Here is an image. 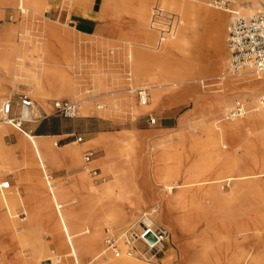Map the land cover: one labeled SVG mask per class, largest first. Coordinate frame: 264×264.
<instances>
[{"label": "bare ground", "instance_id": "bare-ground-1", "mask_svg": "<svg viewBox=\"0 0 264 264\" xmlns=\"http://www.w3.org/2000/svg\"><path fill=\"white\" fill-rule=\"evenodd\" d=\"M8 1L16 3L21 20L0 34L3 40L0 65L6 69H19L25 74L32 95L44 110L51 112L52 109L43 101L46 92L59 93L66 89L79 97L85 84L80 79L87 78V75L93 90H106L105 93L112 96L127 91L124 96L110 97L97 103L95 108L88 96L76 99L74 102L80 116L103 114L119 118L120 114H115L114 107L120 103L134 118L137 113L145 112L160 102L164 91L162 86L191 82L201 68L195 62L200 54L199 35L194 29L195 14L207 12L208 17H222L206 8V0H155L178 16L172 37L158 47L160 45L153 46L155 34L148 29L154 0H104L102 15L113 5L125 15L134 17L133 27L139 35V39L128 41L124 47V70L131 80L129 87L115 90L111 85L118 79L116 73L96 70L116 57L111 51L113 49L109 50L110 55L94 63L98 64L95 68H86L87 60L78 54L76 40H62L63 35L67 38L78 35L67 18L69 10L73 6L91 7L95 0H62L55 19L45 14V0ZM262 1L232 0L235 9H230L251 15L260 9ZM34 33L39 37H50L56 47L44 50V56L36 62L37 69L26 71L20 55L26 52L27 43ZM91 38L99 40L103 36ZM212 46L219 58L205 68L206 73H214L224 65L218 36L213 37ZM68 68L74 71L70 73ZM225 75H228L223 84L225 92L220 93L214 87L209 93L200 92L194 96L193 105L200 110L195 118L196 124L185 121L181 130L155 142L144 143L130 136L122 139L102 137L92 143L99 148L98 151L105 153L98 164L101 168L117 164L118 160L127 162L140 157V162H144L146 158L151 166L158 167L155 178L159 187L156 190L152 185L148 186L147 181L131 184L117 176L115 185L99 187L89 174L92 160L83 155L85 141L79 145L71 141L57 146L50 136H40L31 130L20 131L8 124L0 125V168L10 162L16 151L35 164V181L43 194L41 206L55 231L59 249L57 254H50L42 262L159 264V251L166 248L164 242L170 237L172 253L163 259L162 264H264V219L250 229L248 225L252 220L236 215L235 206L231 205L233 196L243 194L252 196L256 203L264 206V107L259 104V99L264 96V76H257L250 70L238 76L230 72ZM246 82L245 90L239 91ZM137 87L150 90V104L136 105L129 88ZM5 90L7 88L0 79V103L12 98L7 97ZM233 94L235 96L231 100ZM234 99H241L247 105L246 113L227 117ZM101 104L105 109L101 110ZM31 110L35 118L40 114L35 104ZM14 132L16 142L9 147L5 138ZM239 144L245 148L242 156L235 149ZM55 145L61 150L57 151ZM66 160L83 171L68 187L57 185L49 172L50 165ZM105 176L103 173L99 179L103 181ZM21 180L20 177L19 183ZM225 186L229 189L227 195L224 194ZM115 187L120 194L114 192ZM17 206L26 215L22 219L24 224L30 223L32 219L18 187L9 184L7 190H0L2 247L5 238L12 243L30 238L27 226L17 227L18 215L11 212ZM110 217L113 219L111 224ZM134 222L139 231L136 238L130 233L134 239L131 242L127 232ZM158 224L162 225V233L159 234ZM105 234L114 243H106ZM250 236L258 239L257 245L247 246ZM43 251L45 249L41 248L32 253Z\"/></svg>", "mask_w": 264, "mask_h": 264}, {"label": "rangeland", "instance_id": "rangeland-1", "mask_svg": "<svg viewBox=\"0 0 264 264\" xmlns=\"http://www.w3.org/2000/svg\"><path fill=\"white\" fill-rule=\"evenodd\" d=\"M157 2L155 0L153 1L151 9L157 4ZM206 2V8L208 7L215 13L217 12L221 14L222 17H208L206 15L207 12H198L195 14L194 29L199 35L200 41V54L197 59H195V62L200 65L201 68L196 71L193 79L189 83H182L173 87L162 86L161 89L164 91L162 92L160 102L155 105V107H152L145 112L137 113L134 118H132L128 112L129 109L122 106L120 103H116V106L114 107L116 110L115 114L117 112L120 114L119 118L107 117L103 114L80 116L77 113L72 117H64L54 112V109H51V107L55 100L68 99L74 102L82 96H88L93 108H95L97 103L106 101L110 97H119L127 94V91H121L118 95L112 96V94L105 93L106 90H93L88 82L90 81V78H88L87 74H85L87 75V78L84 77L82 80L80 79V81L85 84L82 86L83 92L79 97H75L73 92L66 89L61 90L59 93H54L52 91L46 92V94L43 95V101L48 107H50L51 112H49L48 110H44L38 99L32 95L31 88L27 85L26 77L23 72L19 69H6L0 65V79L7 88V91L5 90L7 92V97L11 96L12 99L17 101L21 95L29 96L40 112L35 121L24 125V130H31L34 134L41 133L43 136H50V139L54 140L57 146H63L65 143L71 141H76L75 144L79 145L85 141L82 146L83 155L88 151L92 152V155L90 156L92 164L89 165V174H91L92 180L99 187L103 184L115 185L114 178L117 176L120 180H124L126 183L131 184L134 182L139 184L142 181H147L148 186L152 185V189L156 190L159 187L155 178L158 167L151 166L150 163L146 161V158L144 162H140V157L127 162L118 160L117 164H111L108 167L101 168L98 164L105 153L104 151H98L99 148H95L92 143L102 137L122 139L130 136L131 138L136 140L139 139L144 143L155 142L156 140L168 137L181 130V128L185 126L182 124L185 121H190L189 124L191 125L197 123L195 118L199 115L200 110L193 105V98L200 92L209 93V91L214 88L209 86V88L203 89L204 87L200 84V81L205 80V83L215 81L218 76L226 74L228 71L229 53L228 50H226V31L229 24L230 14L227 11H221L210 6L209 0H206ZM103 3L104 0H95V9L99 17L98 21L104 28L103 38L97 40L91 37H80L78 35H72L67 38L63 35L62 40H76L75 47L79 52L78 54H80L82 59L87 60L85 63L86 68H95L98 64L94 65V63H98L102 58L110 55L109 50L113 49L111 51L116 54V57L113 58L111 63H107L105 66L101 64L96 70L99 72L100 70H108L116 73L115 76L118 77V79L116 81L114 80L115 84L111 85V89H125L129 87L128 83H130L131 80H129V76L124 70V47L128 41L134 42L139 39L138 31L136 32V28L133 27L135 19L132 16L125 15L122 10L115 8L113 5L110 9L106 10L105 15H102ZM234 7V3L230 0L229 8L235 9ZM45 14L49 16L47 11ZM19 16V9H17L16 3L8 0H0V34H3L8 27L17 25L19 20H21V16ZM50 19H53V17ZM39 36L38 33H34L31 41L27 43L26 52L23 55H20L26 71L37 69L35 66L36 62L44 56V50L48 51L49 48L54 50L56 47L55 41L50 37L43 38ZM214 36L219 37L222 51L220 58L224 61V65L220 66L219 70L214 73H206L205 68L219 58V55H217L212 46V39ZM17 37L18 36L14 34V38L17 39ZM156 41L157 35L155 34L153 46H156ZM1 44H3V40L0 38V45ZM34 45H36L35 48ZM162 46L163 45L160 47ZM114 54L111 53V55ZM153 68L155 69V66ZM68 70L70 73L74 71V69L70 68H68ZM86 70L89 71V69ZM246 86H248L247 82L241 85L239 91H244ZM148 92L149 96L147 102L150 104L152 96L149 89ZM234 96V94L231 96V100ZM134 100L136 105H139L135 94ZM101 105L103 106V104ZM102 109H105L104 106L101 110ZM47 115V119H43ZM149 116L155 119L154 124L150 125L147 122ZM0 125L6 126V124L2 123ZM8 126L14 128L11 125ZM68 131L69 134L60 136L61 133ZM78 138H81V141H78ZM15 142V132L11 134V136L5 138V143L9 147L13 146ZM233 143L236 144V141H233ZM57 146V151H60L61 149ZM235 149L239 156H242L245 153L244 146L240 144L236 145ZM0 172L1 179H6L11 185L13 184L18 187L19 194L21 195L22 200L25 201L28 214L32 219L30 223L27 222L25 225V222H23L22 219L25 218L26 215L20 211V207L17 206L11 211L12 214L18 215V217H16L19 220L17 227L27 226V228H29L30 238L21 243H12L5 238L3 241L4 246L2 247L0 245V264H32L34 262L38 264H50L51 260L43 262L42 260L49 258L50 254H57L59 249L57 248L56 237L54 236L55 231L52 230L51 222L46 219L45 212L41 206L43 194L35 181L37 173L35 172V164L31 163V159L25 158L22 153L16 151L13 153L10 162L6 166L0 168ZM49 172L50 176L53 177V181L57 185L68 187L83 171H81V169L79 170L66 160L64 162H59L56 165H50ZM103 173L106 176L105 180L101 181L99 176ZM20 177L22 180L19 183ZM115 188L114 192L116 191L119 193L117 188ZM228 192L229 189L225 186L224 194L227 195ZM233 198L234 201L231 205L235 206L234 213L248 221L252 220L250 221L248 228L250 227V229H254L257 222L263 221L264 206L260 203H256L252 196L237 194L233 196ZM108 220L110 224L113 222L111 217ZM161 227V224L156 226L158 234L160 232L162 233ZM129 228L131 229L127 232V235L133 233L132 235L136 238V233L139 231L137 223L134 222ZM19 231H21V229H19ZM252 232L253 231H251V233ZM105 237L106 243L109 245L114 243L107 234H105ZM133 240L134 239L131 238V242H133ZM257 242L258 239H256V237L250 236V239L247 241V246L257 245ZM164 245L166 248L163 251H159L157 257L159 264H162L163 259L172 253L170 237L165 240ZM41 248L45 249V251L36 253L34 256L32 253L33 250L36 252ZM68 264H73L72 260H70Z\"/></svg>", "mask_w": 264, "mask_h": 264}, {"label": "built area", "instance_id": "built-area-1", "mask_svg": "<svg viewBox=\"0 0 264 264\" xmlns=\"http://www.w3.org/2000/svg\"><path fill=\"white\" fill-rule=\"evenodd\" d=\"M230 0H209V5L230 14L227 26L226 50H228V71L232 75L238 76L250 70L257 76H264V0L260 9L251 14L245 15L229 8ZM148 29L157 35L156 45H163L172 37L178 25V16L174 11H170L157 3L150 11ZM158 46V47H160ZM228 75L222 74L215 81L205 83L201 80L200 84L204 88L215 87L220 93L226 91L224 82ZM130 89L136 95L139 104L148 101L149 92L145 87ZM259 104L264 107V96L259 99ZM34 101L25 95H21L19 100L10 98L0 103V123L11 125L23 131L26 123L35 121L31 114ZM54 112L72 117L77 113L76 103L68 99L55 100L52 104ZM247 105L241 99H234L232 106L228 110L227 117H237L246 113ZM147 122L151 125L155 119L148 117ZM81 141V138H78ZM92 155L91 151L86 152V158ZM8 180H1L0 190L9 187ZM147 233V231H146Z\"/></svg>", "mask_w": 264, "mask_h": 264}, {"label": "crops", "instance_id": "crops-1", "mask_svg": "<svg viewBox=\"0 0 264 264\" xmlns=\"http://www.w3.org/2000/svg\"><path fill=\"white\" fill-rule=\"evenodd\" d=\"M44 11H47L48 17L55 19L58 15L61 1L62 0H45ZM67 18L70 23L74 26V31L78 35L83 37H99L103 36L104 28L102 24L98 21L99 17L95 9V3L91 7L87 6H75L72 7L68 14ZM48 115L43 119H47ZM69 134L68 132H63L60 136H65ZM37 135L43 136V134L38 133Z\"/></svg>", "mask_w": 264, "mask_h": 264}, {"label": "water", "instance_id": "water-1", "mask_svg": "<svg viewBox=\"0 0 264 264\" xmlns=\"http://www.w3.org/2000/svg\"><path fill=\"white\" fill-rule=\"evenodd\" d=\"M148 233V232H147Z\"/></svg>", "mask_w": 264, "mask_h": 264}]
</instances>
